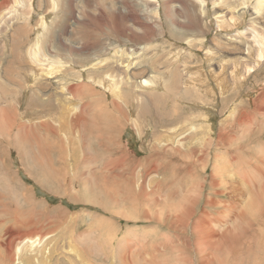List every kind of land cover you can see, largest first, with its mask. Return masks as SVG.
Wrapping results in <instances>:
<instances>
[{
	"label": "rangeland",
	"instance_id": "obj_1",
	"mask_svg": "<svg viewBox=\"0 0 264 264\" xmlns=\"http://www.w3.org/2000/svg\"><path fill=\"white\" fill-rule=\"evenodd\" d=\"M63 1L0 0V264H264V0H178L182 28L156 0V27L132 40L104 36L96 22L50 27V16L68 15ZM70 1L74 16H94L96 5L123 14L124 3L142 18L156 15L154 0L144 11L126 0ZM42 22L53 28L34 51L45 69L62 65L72 72L67 87L88 82L93 92L82 86L77 100L63 95L62 73L29 75ZM97 33L111 45L86 62L45 51L57 38ZM116 46L138 54L114 62ZM108 61L120 69H111L122 82L117 110L104 87L114 78L93 87L85 75ZM82 101L90 104L84 142L63 125Z\"/></svg>",
	"mask_w": 264,
	"mask_h": 264
},
{
	"label": "bare ground",
	"instance_id": "obj_2",
	"mask_svg": "<svg viewBox=\"0 0 264 264\" xmlns=\"http://www.w3.org/2000/svg\"><path fill=\"white\" fill-rule=\"evenodd\" d=\"M89 1V0H88ZM94 1V0H93ZM128 3H132V2H138V3H141L140 4V6H139V8H141L142 10L141 11H144V8L146 7V6H148L149 5V3L148 2H146V0H126ZM158 1V0H157ZM180 1V0H179ZM178 0H161V2H162V10H163V13H164V15H166V16H164V18H165V20L168 22V23H170L172 26H174V27H177V28H182V27H185V24L187 23H185V21H187V16H178V14L180 13V11H181V6H182V3L181 2H179ZM72 1H70V0H64L63 2H62V4H63V6L65 7V8H67V10H68V15H66V16H64V20H61L60 19V17H58V19H57V21L55 20L56 19V16H50L51 17V20H52V24L50 25V27L54 24V23H56L57 22V25H58V22H60V23H64L65 24V26L67 27L69 24H70V20L71 19H74V23L76 24V25H84L86 22H96V25L99 27V32H102L101 34H103L104 36H112V34L111 33H113L114 34V36L118 33V34H120V31H121V33L122 34H127L128 35V38L127 39H130V40H132L131 38H134L135 36H136V34L138 35V37H140L141 35H139L137 32L138 31H140V32H142V33H148V36H149V31H152V28H153V24L154 23H156L158 20H160V16H157V14H158V11H159V5H156V0H154V5H155V7L153 8H151L150 10H151V12H153L154 14H156V15H154V16H149V17H147V16H145L144 18L145 19H150L151 20V23H150V25L148 24V22H150L149 20L147 21V23L146 22H144V18H142L143 16H137V14H135V11H133L132 10V6H127V4L126 3H124V5H126V7H123L122 8V12H123V14L119 11V10H116L115 8H114V6L112 5V7H109V8H107L106 9V11H108V12H110L109 11V9L112 11V12H110V13H112L111 15L112 16H105V7L104 8H101V7H99L98 5H96V8H97V13H95L94 14V16H87V14H85L86 16H74V9H73V4H74V2L73 3H71ZM116 2H121V5H122V0L121 1H116ZM183 2V1H182ZM98 4V3H97ZM101 6V5H100ZM161 6V5H160ZM185 7V6H184ZM183 9V8H182ZM257 10H260L262 13H261V18H262V21H264V15H263V7H262V4L261 3H257ZM80 11H83V9H82V6L81 7H76L75 6V12L76 13H79ZM183 12V11H182ZM82 14V13H81ZM256 14V13H255ZM78 15H80V14H78ZM63 17V16H62ZM107 17H109L110 19H111V25L112 26H110V27H108V29H107V31H104V30H102V27H101V25L106 21V19H107ZM189 20V19H188ZM262 21H259V22H262ZM45 23V22H44ZM43 22H42V24H41V26L40 27H38L37 28V37L34 39V41L32 42V44L30 45V47H29V52H30V55H31V63L33 64V65H35L34 66V69L33 70H31V71H29V75H31L32 77H34V80H37L41 75H44L43 73H45L46 74V76L48 77V76H50V78H52V77H54V78H56V75H57V73H62L63 75L61 76V77H59V79H60V81L58 82V83H60L61 81H66L65 83H62L63 85H62V89H65L66 90V92L64 93V91L62 90V93H64L63 95H66V96H71L72 98H75V97H77V100H78V98H79V96H78V92H79V90H82V86H83V88H85L86 90H87V93H88V91H89V94H90V92H93V90H92V88H90V85L88 84V82H83V83H86L87 85H83V83H82V86H81V84H72V86H70V87H67L68 85H69V82L67 81V79L66 78H70L71 77V75H72V72H63L64 71V69H63V66L61 65L60 66V69H59V66H56V65H54V64H52V63H50L49 65H48V67H47V69H45V67H46V65L44 64V59L42 60L39 56H38V54H36L34 51H37L38 50V44L39 43H42V40L44 39V38H42V31H44L45 32V35H48V33H52L51 32V30L53 29H51V28H48V25H47V27L46 28H48V30H46L45 28H44V26L43 25H45ZM262 23H264V22H262ZM155 25V24H154ZM157 25V24H156ZM156 25H155V27H156ZM43 26V28H41ZM62 26V25H61ZM41 28V31L39 30ZM18 29V28H17ZM16 29V30H17ZM65 29H67V28H65ZM163 29V28H162ZM184 29V28H183ZM59 30H60V28H59ZM53 31V30H52ZM60 32V31H59ZM59 32H58V34H59ZM111 32V33H110ZM264 32V31H263ZM66 33V32H65ZM64 33V34H65ZM110 34V35H109ZM61 35V34H60ZM66 35V34H65ZM97 35V39L95 38V35H91V36H89L87 39H77V38H73V39H68V35H67V37H64V38H57V40L56 41H54V43H55V45H57V47L56 46H48V45H45L46 47H45V51H48V52H50L52 49H55L54 51H56V50H58V51H62V52H66V51H68L69 53H71V56L72 57H76L77 59H79L81 62H86V61H88L89 60V56H96V53L97 52H99L100 50L101 51H104L107 47H109L111 44H109V45H105L106 44V42H105V40L104 41H100V34H96ZM122 36V35H121ZM147 36V35H146ZM119 37V36H118ZM123 37H124V35H123ZM123 37H121V38H123ZM127 37V36H126ZM125 37V38H126ZM115 38V37H114ZM141 38V37H140ZM39 39H40V42H39ZM49 39V38H48ZM119 39V38H118ZM143 39V38H142ZM120 40V39H119ZM262 40H264V39H262ZM60 41L61 42H64L63 44L62 43H60ZM46 42V41H45ZM133 42V41H132ZM108 43V42H107ZM45 44V43H44ZM104 46H106V47H104ZM113 48V47H112ZM114 48H117L116 49V51L114 52V54H115V57H113V59L112 60H114L116 57V60L114 61V62H117L118 60H119V56L120 57H122V55H128V54H126V53H124L125 51H122L123 49H121V48H118V46H116V47H114ZM132 53L130 54V55H128L129 57H131L132 59H131V61L132 60H134V58L137 56V51L136 50H134V49H132ZM41 54H42V52H40ZM43 55V54H42ZM119 55V56H118ZM49 57H50V59H52V58H56V55H54V54H50L49 53V55H48ZM125 56H123V57H125ZM127 56V57H128ZM126 58V57H125ZM124 59V58H123ZM259 59L260 60H264V53H262V54H260V56H259ZM121 61V60H120ZM122 63V62H121ZM102 64V63H101ZM119 64V63H118ZM130 64H131V62L130 63H127V65H126V67H129L130 66ZM33 67V66H32ZM39 67V68H38ZM113 67H116V68H118V66H117V64L116 65H114L113 63H111L110 61H108V62H106V64H103V65H101V66H98V70L97 69H95L96 71H94L93 73H91V72H89L88 71V73L87 72H85L86 74L85 75H87L86 77L87 78H89L88 79V81H90V79L92 78V80H94L93 81V87H95V85H102V84H104L105 83V80H106V78H114L116 75L114 74V76L112 75V72H111V69L113 68ZM41 68H44L43 70H41ZM59 69V70H58ZM103 69V70H102ZM36 70H38L39 72H35ZM102 70V74H100V73H98L97 71H101ZM118 70H120L119 68H118ZM28 71V70H27ZM43 73H42V72ZM115 71V70H114ZM116 72V71H115ZM56 74V75H55ZM89 74H92V76H94V77H91V76H89L88 77V75ZM120 74V73H119ZM80 75V74H79ZM101 75H103V78H101L102 76ZM26 76V75H25ZM101 76V77H100ZM117 76H120V75H117ZM31 77V78H32ZM38 77V78H37ZM77 77V75L75 74V78ZM80 77V76H79ZM101 78V79H100ZM57 79V78H56ZM58 79V80H59ZM169 79H170V81H172L173 79H175L174 78V75L173 74H171L170 76H169ZM76 80V79H75ZM85 80H86V78H85ZM57 82V81H56ZM119 81H117V80H115V78L114 79H112L111 81H110V83L108 84V85H106V84H104V87H107L109 90L111 89L112 90V92L114 93L113 95L115 96V98L114 99H112L111 100V106H113V108H114V110H117V109H115V107H119V106H121V102H123L122 101V91H123V89H122V82H121V84H119L118 83ZM127 82H128V80H127ZM174 82V81H173ZM172 82V83H173ZM91 83V82H90ZM127 84V83H126ZM61 85V84H60ZM124 85H125V83H124ZM0 86H2V85H0ZM92 87V86H91ZM169 87H171V86H169ZM1 88V87H0ZM37 88V87H36ZM60 88V86H59V89H61ZM39 89H41V88H39L38 87V90ZM84 89V90H85ZM34 90H37V89H34ZM5 91V90H4ZM3 91V92H4ZM8 91V90H7ZM61 91V90H60ZM94 91H95V89H94ZM4 93H6V92H4ZM60 93V92H59ZM125 93V92H124ZM123 93V94H124ZM127 93V92H126ZM129 93V92H128ZM77 94V95H76ZM84 94V93H83ZM86 94V93H85ZM84 94V97L85 96H88V97H86V99H90L91 98V96L89 95V94H87V95H85ZM98 94V93H97ZM4 95V94H3ZM37 95V94H36ZM56 95V94H55ZM54 95V96H55ZM125 96H126V94H124ZM41 96V95H40ZM104 96V95H103ZM124 96V97H125ZM39 97V96H38ZM41 98H43V97H41ZM48 98H50V97H48ZM65 99H66V97H64ZM69 98V97H68ZM3 99V98H2ZM7 99V98H6ZM81 99H84V98H81ZM61 100V99H60ZM101 100V99H100ZM151 100V99H150ZM7 101V100H6ZM84 101V100H83ZM81 102L80 103V105H78V106H72V110H74L75 111V116L72 118V120L70 121V122H65V123H63V125H65V126H71V127H73L74 128V130H75V132L78 134V139H77V141L78 140H81V138L83 139V137H84V128H86L85 126V122H86V120H85V112H86V107H87V105H90V104H87V103H84V102ZM91 101V100H90ZM47 102V101H46ZM37 103V102H36ZM41 103V102H40ZM39 103V104H40ZM90 103V102H89ZM120 103V104H119ZM2 104H4V102L2 101V100H0V105H2ZM65 105H67V104H65ZM64 105V106H65ZM109 105V104H108ZM40 106V105H39ZM48 106V109L50 110V105H47ZM69 106V105H68ZM102 108V107H101ZM105 108V107H104ZM140 108H142V106L140 107ZM100 109V108H99ZM5 110V109H4ZM64 112V111H63ZM41 113V112H40ZM39 113V114H40ZM106 113V112H105ZM104 113V114H105ZM52 114V113H51ZM63 114H65V113H63ZM88 114V113H87ZM120 114V113H119ZM138 114H139V112H138ZM45 115H49V113H45ZM45 115H43V116H45ZM89 115V114H88ZM98 115V114H97ZM101 115V114H100ZM99 115V116H100ZM103 115V114H102ZM42 116V115H41ZM64 116V115H63ZM66 116V115H65ZM106 116V115H105ZM87 117V116H86ZM102 117H104V116H102ZM108 117V116H107ZM66 118V117H65ZM109 118H113V116H109ZM108 118V119H109ZM49 119V118H48ZM64 119V117L62 118V120ZM61 120V118H60V121H62ZM102 120H105V118H103ZM111 120V119H110ZM116 121V120H115ZM52 122H54V121H52V120H46L45 122H42L41 123V126H42V128L44 127V128H46L48 131H50V130H53L54 128L52 127V125H51V123ZM64 122V121H63ZM104 122V121H103ZM110 122V121H109ZM113 122V121H112ZM165 122H167V121H165ZM169 123V122H168ZM60 124H61V122H60ZM87 124V123H86ZM92 124H93V122H92ZM94 125V124H93ZM96 125V124H95ZM98 125V124H97ZM84 126V127H83ZM118 126V125H117ZM71 127H69V128H71ZM91 127V126H90ZM93 127V126H92ZM91 127V128H92ZM96 127V126H95ZM118 128H119V126H118ZM154 128H155V126H154ZM90 129V128H89ZM92 130V129H91ZM94 130V129H93ZM69 131V130H68ZM83 131V132H82ZM51 132V131H50ZM75 133V134H76ZM69 134V133H68ZM74 136V135H73ZM161 136V135H160ZM168 136H170V135H168ZM167 136V137H168ZM81 137V138H80ZM166 137V138H167ZM73 139V138H72ZM76 139V138H75ZM85 139V138H84ZM84 139H83V142H84ZM167 139H169L170 140V138H167ZM74 140V139H73ZM167 141V140H166ZM168 142V141H167ZM79 144L81 145V141L79 142ZM176 148V147H175ZM163 149V148H162ZM180 149V148H179ZM173 150V149H172ZM167 151V150H166ZM176 151V150H175ZM177 152H179V151H177ZM180 153V152H179ZM227 166V165H226ZM257 171V170H256ZM106 173V172H105ZM194 204V203H193ZM206 217V216H205ZM224 218V217H223ZM221 220V219H220ZM208 225V224H207ZM208 234V233H207ZM208 235H210V234H208ZM27 236H28V234H27ZM207 237V236H206ZM35 241L36 240H34V239H27L26 238V240L25 241H22V242H25L26 244H28V245H31V247L34 245V243H35ZM22 242H19L18 243V246H17V248H16V252L18 251V250H23V248H25V246L23 245V244H21ZM210 247V246H209ZM8 249H10V248H8ZM10 251V250H9ZM12 251V250H11ZM7 252V251H6ZM9 256H10V254H9ZM8 256V257H9ZM21 263V262H20Z\"/></svg>",
	"mask_w": 264,
	"mask_h": 264
}]
</instances>
